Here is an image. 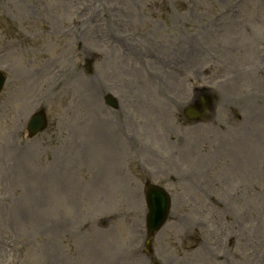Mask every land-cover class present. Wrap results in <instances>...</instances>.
Listing matches in <instances>:
<instances>
[{
    "label": "rangeland",
    "instance_id": "rangeland-1",
    "mask_svg": "<svg viewBox=\"0 0 264 264\" xmlns=\"http://www.w3.org/2000/svg\"><path fill=\"white\" fill-rule=\"evenodd\" d=\"M0 70V264H264V0H0Z\"/></svg>",
    "mask_w": 264,
    "mask_h": 264
},
{
    "label": "water",
    "instance_id": "water-1",
    "mask_svg": "<svg viewBox=\"0 0 264 264\" xmlns=\"http://www.w3.org/2000/svg\"><path fill=\"white\" fill-rule=\"evenodd\" d=\"M4 83V76L0 72V90ZM209 99V98H208ZM108 104L114 107L113 101L110 97L106 98ZM209 103V100L202 101V109ZM205 110L198 111L197 107L189 106L186 114L189 118H199ZM45 127V116L43 112H39L32 116L27 129L30 135L36 134L39 130ZM146 203L148 207L147 214V228L149 235L153 234L164 223L167 211L169 208L170 199L167 193L160 187L147 184L146 186Z\"/></svg>",
    "mask_w": 264,
    "mask_h": 264
},
{
    "label": "bare ground",
    "instance_id": "bare-ground-1",
    "mask_svg": "<svg viewBox=\"0 0 264 264\" xmlns=\"http://www.w3.org/2000/svg\"><path fill=\"white\" fill-rule=\"evenodd\" d=\"M12 150H15V149L13 148ZM16 151H17V152H19V150H18V149H16V150H15V154H14V160H15V161H18V160H19V158H18V157H19V155L17 154V152H16Z\"/></svg>",
    "mask_w": 264,
    "mask_h": 264
}]
</instances>
